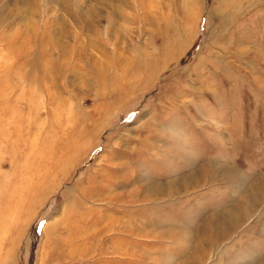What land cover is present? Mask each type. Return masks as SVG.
Instances as JSON below:
<instances>
[{
  "label": "rangeland",
  "instance_id": "1",
  "mask_svg": "<svg viewBox=\"0 0 264 264\" xmlns=\"http://www.w3.org/2000/svg\"><path fill=\"white\" fill-rule=\"evenodd\" d=\"M0 264H264V0H0Z\"/></svg>",
  "mask_w": 264,
  "mask_h": 264
},
{
  "label": "bare ground",
  "instance_id": "2",
  "mask_svg": "<svg viewBox=\"0 0 264 264\" xmlns=\"http://www.w3.org/2000/svg\"><path fill=\"white\" fill-rule=\"evenodd\" d=\"M105 72H106V71H105ZM101 74H102V73H101ZM106 76H107V75H106ZM106 76H105V77H106ZM19 81H20V80H19ZM98 94H99V92H98ZM1 239H2V238H1ZM9 249H10V248H9ZM12 249H13V248H12Z\"/></svg>",
  "mask_w": 264,
  "mask_h": 264
}]
</instances>
